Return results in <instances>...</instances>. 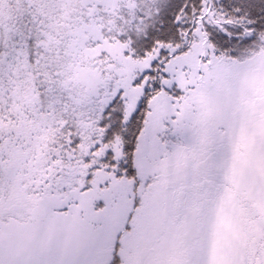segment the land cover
I'll return each instance as SVG.
<instances>
[{
	"label": "snow or ice",
	"instance_id": "6c2138e0",
	"mask_svg": "<svg viewBox=\"0 0 264 264\" xmlns=\"http://www.w3.org/2000/svg\"><path fill=\"white\" fill-rule=\"evenodd\" d=\"M0 264H264V0H0Z\"/></svg>",
	"mask_w": 264,
	"mask_h": 264
}]
</instances>
